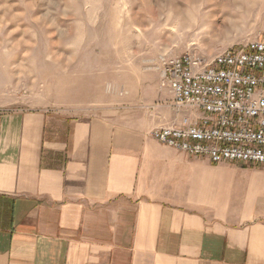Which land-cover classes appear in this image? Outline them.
Masks as SVG:
<instances>
[{
    "label": "crops",
    "instance_id": "0c3cea01",
    "mask_svg": "<svg viewBox=\"0 0 264 264\" xmlns=\"http://www.w3.org/2000/svg\"><path fill=\"white\" fill-rule=\"evenodd\" d=\"M151 75L123 111L0 112V264H264V167L155 140L182 115Z\"/></svg>",
    "mask_w": 264,
    "mask_h": 264
},
{
    "label": "rangeland",
    "instance_id": "374dc122",
    "mask_svg": "<svg viewBox=\"0 0 264 264\" xmlns=\"http://www.w3.org/2000/svg\"><path fill=\"white\" fill-rule=\"evenodd\" d=\"M257 40L264 0H0V112L69 121L123 111L133 106L121 99L154 90L143 83L161 58H212ZM158 88L168 90L160 77Z\"/></svg>",
    "mask_w": 264,
    "mask_h": 264
},
{
    "label": "built area",
    "instance_id": "2783aa9c",
    "mask_svg": "<svg viewBox=\"0 0 264 264\" xmlns=\"http://www.w3.org/2000/svg\"><path fill=\"white\" fill-rule=\"evenodd\" d=\"M157 70L182 118L154 128L155 140L213 165L264 167V40L212 58L163 57Z\"/></svg>",
    "mask_w": 264,
    "mask_h": 264
}]
</instances>
